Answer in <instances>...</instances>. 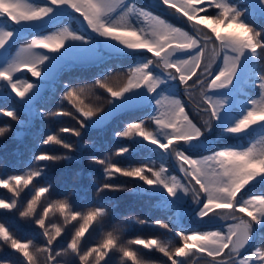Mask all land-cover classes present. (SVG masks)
Masks as SVG:
<instances>
[{
  "label": "snow or ice",
  "instance_id": "6c2138e0",
  "mask_svg": "<svg viewBox=\"0 0 264 264\" xmlns=\"http://www.w3.org/2000/svg\"><path fill=\"white\" fill-rule=\"evenodd\" d=\"M163 5L182 13L187 22L192 23L195 34H189L180 27L173 26L150 13L141 12L148 27L137 28L128 23L124 17L113 20L111 13L117 7L134 11L124 0H43L42 3L33 0H0V88L10 89L19 98L21 109L30 117L73 116L78 127H62L59 133L43 136L39 145L41 151L33 155L36 167L26 174H11L0 176V188L7 189L12 195L0 199V212L3 215L18 212L22 218H32L37 227L41 243L34 238H26L17 234L18 228L7 221H0V252L19 254L21 264H60L63 256H72L73 264H100L109 257L112 250H118L131 264H143L138 258L133 246H142L147 250H158L167 257L171 264H184L183 257L190 254H206L209 264H264V246L255 248L250 254L242 255V250L249 246L257 227L264 224V195L244 196L254 181H264V137L252 143L249 147L237 149L223 147L213 151L203 158H194L182 151L186 144L196 147L200 137L209 131L220 119L222 101L213 99L209 92L228 89L235 81H242L258 89L260 99L250 98L244 114L231 127L225 129L232 135L247 133L254 127H264V71H246L244 61L250 54L264 59V28L257 29L252 23L246 22L244 13L229 3V0H161ZM214 7L218 13L211 15L201 5ZM249 14L264 18V0H248L245 6ZM68 11L75 20H79L81 30H71L67 26L59 31L44 35V29L62 22L58 13ZM205 12L201 16L200 13ZM78 14V15H76ZM86 25V26H85ZM203 26L202 28L200 26ZM234 25L239 31L222 34L219 27L228 28ZM207 30V31H206ZM86 34H96L102 43L109 40L122 45L131 51L144 50L153 59L144 64L129 67L122 74L114 76L111 71L94 80L92 84L64 86L62 100L69 102L78 115L70 111L45 112L36 107V102L49 81L55 80L59 73L74 62L93 59L88 49L86 57L84 49L76 44L89 45ZM32 38L29 40L28 37ZM25 41L13 56L10 42ZM219 42V43H217ZM210 45L211 54L209 51ZM37 49H47L52 55L42 54ZM175 52H183L186 58L172 61L170 57ZM222 59L221 64L216 61ZM214 65L215 68H214ZM153 66L161 69L167 79L179 81L184 88L187 102L174 96L159 95L154 100L155 114L147 116L155 128L147 129L145 121L128 123L123 131H118V138H131L133 135L142 137L156 145L165 153H171L177 159L180 171L184 174L182 182L175 175H169L168 170L161 165L158 169L144 165L131 169L118 167L110 158L96 159L95 164L101 165L105 177L121 174L124 177L138 179L160 192H166L162 203L167 207H175L179 199L178 192L190 196L193 203L200 205L196 215L202 220L212 216L230 220L223 230L187 234L179 230L175 235L182 241V246L172 247L157 239L135 238L129 240V246L120 247L121 225L114 224L107 231L102 241L95 247L84 248L83 238L90 232L93 222H101L108 214L104 206H96L86 213L70 206L67 199L49 201L42 197L51 196L55 190L47 181L50 163L71 159L68 155H57L49 152L43 146H59L69 152L77 150V143L67 142L60 133H70L81 137L82 132L90 123L103 125L121 108H134L141 105L147 98L137 93L145 89L148 96H154L164 80L154 75ZM264 68V65H261ZM27 69L32 77L38 78L35 83L14 79V74ZM120 83L113 86L112 81L118 78ZM195 77V79H193ZM191 81V83H189ZM99 87L107 93V111L102 106H82L81 96ZM122 98H127L125 102ZM79 101V104L77 103ZM191 105L195 112L206 116L202 126L190 117L187 107ZM3 115L24 125L26 120L15 109L3 111ZM9 129L0 127V135ZM163 134V140L159 137ZM129 148L121 145L117 155L127 153ZM49 162V163H40ZM150 174V175H149ZM43 181L41 186L37 183ZM32 186V196L23 203L21 193ZM118 191L119 185L105 180L97 187V193ZM38 205L40 210L38 211ZM57 210L61 215L67 212L76 221H83L69 239L64 240L62 228L53 225L50 230L46 223L50 212ZM146 223V221H140ZM154 226L171 231L169 223L161 220L151 222ZM60 238V239H58ZM63 241V246L58 247ZM195 250V251H193ZM92 258L90 260L89 258ZM107 261H105L106 264ZM0 264H7L0 260Z\"/></svg>",
  "mask_w": 264,
  "mask_h": 264
},
{
  "label": "trees",
  "instance_id": "16d2710c",
  "mask_svg": "<svg viewBox=\"0 0 264 264\" xmlns=\"http://www.w3.org/2000/svg\"><path fill=\"white\" fill-rule=\"evenodd\" d=\"M33 2L42 3L43 0H33ZM247 2L248 0H229V3L244 13L246 22L252 23L258 30L264 28V18L249 14L245 7ZM124 3L129 7L134 6V11L128 12L125 8L117 7L116 11L110 14L113 20H119L120 17H124L133 26L146 28L149 26L148 22L140 14L141 12H145L150 13L153 17H159L173 26L183 28L189 34H193L188 29L185 20L180 14L178 15L174 12V10L164 11L159 8L160 6L156 7L149 0H124ZM201 7L206 8L208 14L215 15L218 13L217 9L208 7L207 4L201 5ZM58 15L63 17L62 22L45 28L44 35L55 33L65 26L71 30H81L79 20H75L70 12L64 11L58 13ZM200 15H205V12H201ZM229 26L235 27L234 25ZM85 35L90 42L88 46H91V48L97 51V56L93 57V59H85L70 64L59 73L55 80L49 81L36 102L38 109L45 112L70 111L74 115H78L69 102L61 99L65 85L82 86L84 84H92L95 79L102 77L108 71H111L114 76H118V74H122L131 66L144 64L148 60L153 59L151 54L144 50H127L123 46L117 47L116 45L118 44L115 41L109 40L107 43H102L101 39L103 38L97 37L94 33L91 35L85 33ZM31 38V36L28 37L29 40ZM10 43L12 55L14 56L21 44L25 43V41ZM40 52L45 54L43 50H40ZM49 55L51 56L52 54ZM176 58L184 59L186 58V54ZM251 59L252 63L249 71H264V68L261 67V65H264V59L261 60L259 56H252ZM0 67H3L2 59H0ZM153 72L154 75L162 74V71L160 72L159 68H155V66H153ZM162 75H164V72ZM14 79L21 82L27 81L35 83L38 78L32 77L27 69H22L20 72L14 74ZM120 79L122 77L113 80V86H117L120 83ZM180 87L179 81L165 80L160 85L157 93L151 96L150 99H147L146 102L137 107L125 108L117 112L102 126L90 123L83 130L81 137H75L70 133H60L65 141L77 143L76 151L69 152L59 146H43L49 152L57 155H68L72 158L49 164L46 179L52 184L55 190L51 196L45 194V197H42V202L45 199L49 201L67 199L70 206H74L76 210L85 213L89 209L101 205L108 210V214L101 222L97 223L94 221L93 225H90V232L83 238L85 249L87 247L97 246L102 241L105 233L112 230L114 224L121 225L120 244H125L127 241L135 238H142L157 239L168 243L172 247L182 246V241L175 235L179 230H184L187 234H191L193 232L203 233L226 228L228 223L208 226L205 225L206 223L195 222L194 216L196 215V211L187 219L186 216L185 218H179L177 215L181 207L179 199H182L179 192L177 193L179 199L176 202V206L167 207L162 203V197L165 200L171 199L167 197L166 192H160L155 188L150 189L143 181L124 177L121 174L105 177L102 166L94 163L96 159H104L107 157L115 162L118 167L124 169L144 165L158 169L163 165L168 170L169 175H175L182 182L186 183V180L179 174V164L174 155L171 156L175 165L172 163L169 153L163 152L149 141H144L142 137L133 135L131 138H118L115 136V133L123 131L128 123H136L140 120L145 121V127L147 129H154V124L147 119V116L155 114L154 100L163 94L177 97L186 102L183 94L179 92ZM225 93L230 95V101L228 102L229 114L215 122L213 129H210L211 131L206 134V138H211L212 143H209L202 152L186 151L183 148L181 149L182 151L194 155V158L200 159L204 156L211 155L213 151L223 147L247 148L252 143L264 137V127H254L247 133H241L239 135H232L225 131L226 128L233 126L244 114V109L248 106V99L252 97L257 100L260 99L258 89L240 81L234 88ZM107 98V93L103 89L96 87L87 96H81L80 100L83 101L82 106H102L107 111ZM18 101L19 98L10 89L5 90L0 88V127L9 129L0 135V176L6 177L11 174H26L32 168L36 167L38 163L34 161L33 155L41 151L39 141L43 136L50 133H59V129L62 127L73 128L79 126L73 116L30 117L26 111L21 109ZM77 103L79 104V101ZM10 109H15L21 116V119L26 120V123L24 125H18L10 117L3 115V111ZM187 111L194 122L200 126L203 125L204 118L206 117L203 113L198 114L193 110L191 105H188ZM159 138L163 140V134ZM121 145L127 146L129 151L117 155L116 153ZM105 180L119 185L120 190H106L98 194L97 187L105 182ZM34 183H37V180H34ZM42 183L43 181L37 183V187L41 186ZM253 183L254 187L249 189L244 199H247L250 195H264V181H260L259 183L254 181ZM32 194V186L30 185L21 193L20 200L26 203ZM11 195L7 189L0 188V199H6ZM185 204L187 206L189 205L187 203ZM39 210L40 206L38 205ZM68 215L67 212L61 215L57 210H53L46 220L50 230H54L53 225L62 228L64 240L69 239L80 226V223L83 222L79 218L76 221L71 220L70 217L68 220H65V216ZM156 220L169 223L172 230L169 231L154 226L151 222ZM0 221H7L16 225L18 235L26 238H34L36 243H41L37 232L38 226L34 224L32 218H22L18 212L10 213L6 216L0 212ZM140 221H146V223L142 224ZM62 246L63 241H61L58 250ZM261 246H264V224L259 228L257 227L256 238L250 249L245 253ZM133 248L137 250L138 258L142 260L143 264H152V262L171 264L167 257L163 256L158 250H147L142 246H133ZM9 253L10 250L9 252H0V260L6 261L7 264H21L22 257L19 254ZM197 255L190 254L185 258L184 264H190ZM89 259L92 260L91 257ZM201 259H198L194 264H197ZM73 260L74 258L72 256H63L60 258V264H73ZM105 261H107L106 264H131L118 250H112L109 257H105V260L101 261L100 264H105ZM40 264H44L43 257L40 259Z\"/></svg>",
  "mask_w": 264,
  "mask_h": 264
},
{
  "label": "rangeland",
  "instance_id": "374dc122",
  "mask_svg": "<svg viewBox=\"0 0 264 264\" xmlns=\"http://www.w3.org/2000/svg\"><path fill=\"white\" fill-rule=\"evenodd\" d=\"M151 3H153L154 5H156V7L157 6H160L159 8H161L162 10H164V11H169V10H171V11H173L174 10V12H176V10L175 9H172V8H169L168 6H166V5H163L162 4V2H161V0H149ZM113 2H115V0H113ZM178 15L180 14V16L185 20V22H186V25H187V27H188V29L190 30V27H191V29H192V33L193 34H195V28L193 27V24L192 23H189V22H187V19L185 18V17H183V15H182V13H178V12H176ZM201 16H203V15H201ZM201 28L203 27L202 25L200 26ZM183 29V28H182ZM184 30V29H183ZM219 31H221V33L222 34H225V33H228V32H233V31H239V29H236L235 27H228V28H225V27H223V26H220L219 27V29H218ZM184 31H186V30H184ZM207 31V30H206ZM117 43V42H116ZM117 47H120V46H122V45H116ZM75 47H78V48H82V49H84V55L87 57L88 56V49L89 48H91V46H88V45H80V44H76L75 45ZM211 48H212V46L210 45V47H209V51H210V54H211ZM93 49V48H92ZM40 50L41 49H37V51L38 52H40ZM43 51L45 52V54H52L49 50H47V49H43ZM97 51L95 50L94 52H92V57H96L97 56ZM183 55H185V53H183V52H175L171 57H170V60H172V61H176V60H181L180 58H176V57H179V56H183ZM51 57V56H50ZM252 56L249 54L248 56H247V58L245 59V61H244V64H245V69H246V71H249V67H250V65H251V61H252ZM216 63H217V61H216ZM222 63V59H221V61H220V64ZM214 67H215V65H214ZM159 71L161 72L162 70L161 69H159ZM162 74H163V71L161 72ZM155 75V76H157V77H159V78H161L162 80H168V81H170L169 79H167V77H166V75H165V73H164V75ZM193 79H195V77L193 78ZM240 81H235L234 82V86H229V88L228 89H221V90H215V91H211V92H209V95L213 98V99H216V100H220V101H222V109H221V114H220V118H224V117H226V116H228V102L230 101V95L229 94H227V93H225V92H228V91H230L232 88H234L238 83H239ZM180 89H183V87L181 86L180 87ZM180 89H179V92H180ZM222 92V94H220V93ZM137 93L138 94H140V95H143L144 97H146L147 99H150V97L148 96V93L146 92V90L145 89H140V90H137ZM181 93V92H180ZM182 94H183V96H184V98L185 99H188L187 98V96L185 95V91L183 90V92H182ZM126 99L127 98H122V101H120V102H125L126 101ZM146 99V100H147ZM146 100L144 101V102H146ZM143 102V103H144ZM187 102V101H186ZM142 103V104H143ZM123 109H125V108H121L119 111H122ZM119 111H116L114 114H116L117 112H119ZM113 114V115H114ZM112 115V116H113ZM111 116V117H112ZM110 117V118H111ZM204 119H206V117L204 118ZM213 129V126H212V128H211V130ZM251 129H253V128H251ZM251 129H249V130H251ZM211 130H209V131H207V132H205L204 133V135L203 136H201L200 137V140H199V142H193V143H195V144H197V146L196 147H193V145L192 144H186V145H184L182 148L183 149H185L186 151H197V152H202L204 149H205V147L207 146V145H209V143L211 144L212 143V139L211 138H209V139H207L206 138V134H208V132H210ZM248 130V131H249ZM207 139V140H206ZM169 156H170V159H172L171 161H173V158H172V156H171V153H169ZM174 165H175V163H174V161L172 162ZM180 171V170H179ZM181 172V171H180ZM182 173V172H181ZM184 175V174H183ZM186 183H187V181H186ZM181 195H180V197L182 198V199H179V201H180V203H181V207L179 208V210H178V212H177V215L179 216V218H181V217H184L185 218V216H187V214L189 213V211L191 210V209H193L197 204H195V203H193L192 202V200H191V197L190 196H185L182 192H179ZM185 203H187V204H189L190 205V207H189V205L187 206ZM199 207H200V205H199ZM199 207L195 210L196 211V213L199 211ZM190 208V209H189ZM194 211V212H195ZM190 216V215H189ZM188 216V217H189ZM195 217V222H198V223H212V222H218V221H223L224 219H221L219 216H212V214H209V216L208 217H205V218H203L202 220L197 216V215H195L194 216ZM231 223V222H230ZM263 224H261L260 226H262ZM260 226H258V228L260 227ZM253 240V239H252ZM251 240V241H252ZM255 240V239H254ZM250 241V242H251ZM254 242V241H253ZM252 245V244H251ZM251 247V246H250ZM250 249V248H249ZM193 251H195V250H193ZM252 251H254V250H252ZM252 251H250V252H248V253H245V254H243V255H247V254H250ZM198 255L197 256H199V258L198 259H201V258H204V259H201L200 261H198V263L197 264H209V261L208 260H210L209 258H205V257H207V255L205 254V255H202V254H199V253H197ZM197 256H195V257H197ZM188 257V256H187ZM187 257H183V258H181V259H183V260H185V258H187ZM194 257V258H195ZM193 258V259H194ZM197 259V260H198ZM206 259H208V260H206ZM196 260V261H197ZM193 261V260H192ZM195 261V262H196ZM194 262V263H195ZM193 263V264H194Z\"/></svg>",
  "mask_w": 264,
  "mask_h": 264
},
{
  "label": "water",
  "instance_id": "95a60500",
  "mask_svg": "<svg viewBox=\"0 0 264 264\" xmlns=\"http://www.w3.org/2000/svg\"><path fill=\"white\" fill-rule=\"evenodd\" d=\"M190 30L192 31L191 27H190ZM217 43H219V42H217ZM220 61H221V59H218V60H217V64H220ZM215 66H216V65H215ZM214 68H215V67H214ZM183 90H184V88H183V89H180V92L182 93ZM186 101H187V99H186ZM213 126H214V124H213ZM171 160H172V159H171ZM172 162H173V161H172ZM179 174L184 178L183 173H181V172L179 171ZM198 207H199V205L197 204L193 209H191V210L189 211V213L187 214L186 219L188 218L189 215H191L192 213H194V211H195ZM230 222H232V221H230V220H223V221H218V222L206 223L205 225H208V226H217V225H224V224H227V223H230ZM256 235H257V231H256V233H255V235H254V237H253V240L250 242L249 246H247L245 250H242V255H243L246 251L249 250L251 244L253 243L254 239L256 238ZM198 258H199V256L195 257V258L193 259V261H192L190 264H193ZM205 258H209V257H205ZM209 259H210V258H209Z\"/></svg>",
  "mask_w": 264,
  "mask_h": 264
},
{
  "label": "clouds",
  "instance_id": "9594fccd",
  "mask_svg": "<svg viewBox=\"0 0 264 264\" xmlns=\"http://www.w3.org/2000/svg\"><path fill=\"white\" fill-rule=\"evenodd\" d=\"M128 242L129 241H127V243H125V244H121L120 247H122V248L128 247L129 246ZM137 255H138V253H137ZM152 264H161V262H152Z\"/></svg>",
  "mask_w": 264,
  "mask_h": 264
}]
</instances>
